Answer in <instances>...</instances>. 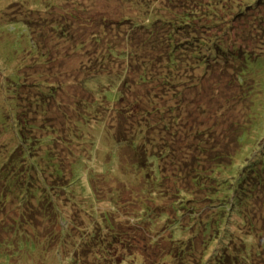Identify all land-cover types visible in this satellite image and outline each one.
Listing matches in <instances>:
<instances>
[{
  "label": "trees",
  "instance_id": "trees-1",
  "mask_svg": "<svg viewBox=\"0 0 264 264\" xmlns=\"http://www.w3.org/2000/svg\"><path fill=\"white\" fill-rule=\"evenodd\" d=\"M156 1L125 0V15L119 19L117 11L106 14L91 4L83 12L76 8L80 14L88 10L93 28L84 41L71 30L64 15L53 19V33L48 37V23L34 19L42 11L30 9L18 19L30 29L37 51L43 49L39 54L43 60L51 59L50 37L56 36L64 37L66 45L75 44L74 51L70 46L66 49L64 58L77 53L81 60L76 58L79 62L65 70L60 62H26L7 78L12 93L6 96L0 88V138L9 134L13 143L0 168L4 181L0 184V212L8 199V203L17 201L18 170L31 173L28 190L37 184L36 168L52 181V187L54 182L64 184L63 178L72 169L78 173L74 161L82 154L79 150H89L84 127L102 125L111 134L127 123L130 130L124 139L116 138L118 134L107 136L119 144L120 164L90 176V195L109 207L110 211L104 210L112 220L108 223L103 217L94 223L92 231L75 246V260L86 264L85 258L92 256L105 264L116 255L122 262L113 264H264L263 227L249 217L240 227L241 236L234 238L228 229L250 200L256 206L261 204L256 195H264V177L258 170L263 160H251L255 144L263 137L264 122L253 124L249 110L257 82L250 65L262 51L240 45L224 29L243 23L256 27L251 14L260 11L264 2L243 6L227 0H161L163 5ZM129 6L141 14L133 17L127 13ZM72 17L80 26V18ZM258 21L254 33L257 42L264 43V17ZM64 40L59 39L56 50ZM206 90L214 102L212 108L204 107L202 92ZM168 100H174L169 102L171 108ZM186 103H199L201 109L194 116L190 134L181 135V112ZM240 104L244 109L235 113ZM112 111L120 115L116 123L103 118ZM123 144L131 147L132 160L121 152ZM190 147L197 150L192 157ZM124 162L134 164L135 169L126 168ZM115 171H122L124 177ZM135 175L145 180L141 188L131 182ZM148 193H154L153 203L146 202ZM124 194L142 197L144 213L126 211L130 205ZM15 204L22 210L13 221L23 215L21 203ZM35 209L39 213L45 205H24L25 217L30 219ZM71 220L75 233L86 227L82 215H71ZM5 221L0 217V230ZM248 221V230H243ZM26 224L12 227L9 239L0 232V256L10 250V244L17 247L16 236L33 234L24 231ZM49 237L54 238L53 234Z\"/></svg>",
  "mask_w": 264,
  "mask_h": 264
},
{
  "label": "rangeland",
  "instance_id": "rangeland-1",
  "mask_svg": "<svg viewBox=\"0 0 264 264\" xmlns=\"http://www.w3.org/2000/svg\"><path fill=\"white\" fill-rule=\"evenodd\" d=\"M227 1L231 2V4L241 3L243 6L255 5L259 1L264 2V0ZM123 2H125V0H0V88L7 92L4 95L7 96L12 93L8 85V76L26 62L32 63L33 60H38L43 63L47 62L48 65H57L60 62L59 65L62 67V70H65V68L70 69L74 63L79 62L78 59L81 60V56L77 53H74L75 57L72 55V57L64 58L66 49L70 46V49L74 51L75 44L66 45L67 40H64V37L58 38V36L54 37V39L50 37V49H53V51H51V59L49 57H45L44 60L40 58L39 54L43 49H39L37 51V48L32 40L33 36L31 38L30 29L22 20H18L24 15L29 14L30 9L34 11H42L40 14L34 17V19L48 23L47 27L49 33L47 37L49 34L51 35L53 33L51 28L53 19L56 16L64 15L63 19L66 21V23L68 22V18L70 20L67 24L71 27V30L74 31L78 38L83 39L81 41H84V39L90 37V33L93 28L91 27L92 24L90 21H88L90 18L88 10L82 14H80V10L82 11L84 7L87 9L86 6L91 4L94 9L98 11L100 9L104 10L106 11V14H108L109 11H117V15L115 16H117V19H119V17L121 18L119 15H125V12H123L124 9L122 8L123 5H125ZM155 4L163 5L161 4V0H157ZM238 5L240 4H237V6ZM132 7L133 6L128 7L127 13L131 14L133 17L141 14V11L138 8ZM76 8L80 10H77ZM120 11L122 13H120ZM72 14L80 18V26L75 24V19L72 17ZM152 14L154 15L157 13L155 10H153ZM93 15L96 16L97 19H100L97 16L98 14L93 13ZM251 15V18L254 20L257 27L259 25L258 19L264 17V4L260 11L255 10ZM30 16L34 15L30 14ZM82 22H85L88 25ZM73 25L75 28H73ZM93 25L95 27L96 24ZM249 25L250 24L245 25L243 23L239 24L238 26V24H236L230 25V27H227L228 29H224L226 32H228L230 38L235 39L240 45L245 47L251 46L255 51H262V56L259 57L255 63L250 65V70L252 69L251 72L254 74L253 78L257 82L253 87L251 95L252 102L250 101L249 103V110L251 113L252 123L259 125L260 123L264 122V43L262 41L257 42V33H254L256 32L257 28L252 24L251 27ZM214 30L217 32L218 29ZM37 31L38 34L43 35V30L37 28ZM59 39L64 40V45L59 46L56 50L55 47L60 45ZM228 42L233 41L229 40ZM34 53L36 54V59L32 58ZM52 79L57 80L58 77L52 76ZM67 81L70 82L68 79ZM202 96L205 100L204 107L212 108L214 106V102L210 100L209 90H206L204 93L202 92ZM169 102H174V100H168V106L171 108ZM115 104L116 103H114V105ZM1 106L2 104H0V107ZM200 109L201 106L199 103H186L185 108L181 112V135L190 134L191 128L195 126V123H193L194 116L197 115ZM243 109L244 106L240 104L237 109L233 111L238 113ZM103 115V118L106 121H113L115 123V118L120 117V115H118L115 111H112L111 113L107 112ZM215 117L216 115H214L211 120L214 121ZM197 118H202V115H198ZM7 128L8 131L12 130L10 125ZM129 130L130 128L128 127L127 123L118 126L117 132H112L111 134L109 129L105 130L102 125H94L93 123L90 127H84L83 132L91 143L89 145V150H79V152L82 154H79L77 157H75L74 161V164L78 166V173L72 169L70 175L68 174L69 177L65 176L63 178L65 181L64 184H61L60 182H54L53 186L55 187H52V181H47L41 170L36 168L35 170H37V175H35V178L37 184L35 187L30 185V190H28L31 173L27 170L17 171L15 178L16 182L18 183L20 193L17 196L15 195L17 201H14V203L13 201L8 203L10 201V199H8L7 203H5L6 208H4V211L0 212V217L3 218L4 216L6 220L4 222L5 225L2 227L0 232L2 233L3 237L9 239L13 235L11 232L12 227L27 223L25 225L24 231L26 233L33 232V234L31 236L25 235L23 237L16 236L15 239L17 241V247L10 244V250L8 252L5 251L3 255L0 256V264H73V262H75L74 264H80L75 260V246H77L83 240V238L86 237L87 233L92 231L96 221H103V217H106L105 220H107L108 223H110L112 220L111 215L107 214V211L104 210L109 209V207L107 208L105 203L97 202L94 196L90 195L92 187L90 176L94 174L101 175L102 170L105 169L107 172V170L117 167L120 164V158L118 156L119 144L108 140L109 138L107 136H114V134H118L116 138L124 139V135L126 134L125 132ZM8 136L9 134L0 138V168L3 160L9 156L8 154L11 153L9 149L13 143L10 144V139ZM8 139L9 146L6 145ZM123 145L124 147L122 148L121 152L125 153L127 159L132 160L134 153L130 151L129 148L131 147L127 146L126 144ZM253 149L254 152L251 160L258 158L263 160L260 164V167H258V170H260V174L264 177V133L262 139H260L255 144ZM190 150L192 157L197 150H194L193 152L191 147ZM188 154H190V152ZM109 155L110 157H108ZM31 162L34 163L33 160H31ZM124 165L126 168L131 167L132 170L135 169L134 164L124 162ZM115 172L121 178L124 177L122 171ZM112 179L115 181L116 185H119L117 178L113 177ZM3 182L4 181L0 176V184H3ZM131 182L139 188L145 185L144 178L141 176L139 177V175L133 176ZM165 183L166 185L169 184L167 181H165ZM153 194L148 193L144 195L146 202L153 203L156 200ZM256 196L261 197V204L254 206L256 201L253 199L250 200L249 206L244 209L240 216L236 215L237 217L235 216V219H233L232 223L230 224L228 229L231 231L234 238L241 236L240 227L246 223V218L250 217V219L255 221L257 227L264 228V207L262 206L264 205V195L259 193ZM126 200H129L128 202L130 205L127 207L126 211L144 213L143 203L140 201L142 200V197L135 198L124 194V201ZM124 201L121 203H124ZM16 202H20L23 206V215L18 220L13 221V218L18 217L19 212L22 210L19 205L15 204ZM32 204H44L45 209L41 210V212L46 211V213H38L37 209H35L34 213H31V218H26L24 215V205ZM76 214L83 216L85 221L82 222V225L86 226L85 228L81 227L78 229L77 233H75L76 231L72 229L71 220V215L75 216ZM41 219H44L42 223H40ZM74 223L76 224L75 220ZM248 224L249 221L243 227V230H248ZM50 234H53V239L49 237ZM226 244H228V247H230L231 242L227 240ZM117 250L120 251L121 248H118ZM103 261L104 260L100 261L99 259H96L92 256L90 258H85L84 260L86 264H102ZM116 261L119 263L122 262V260L118 259V256L115 255L114 261L107 259L105 264H113V262Z\"/></svg>",
  "mask_w": 264,
  "mask_h": 264
}]
</instances>
